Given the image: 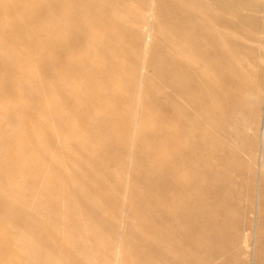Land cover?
<instances>
[{
    "label": "bare ground",
    "instance_id": "bare-ground-1",
    "mask_svg": "<svg viewBox=\"0 0 264 264\" xmlns=\"http://www.w3.org/2000/svg\"><path fill=\"white\" fill-rule=\"evenodd\" d=\"M99 2L106 9L101 19H97ZM112 5L121 8L120 3ZM169 5L160 31L166 49L156 50L148 63L138 59L136 52L129 56L122 52V68L107 64L111 53L96 43L98 34L113 30L107 22L118 19V14L110 11L111 3L72 0L67 10L63 3L58 6L57 12L68 15L69 20L53 22L46 33L41 63L44 73H50L48 56L60 55L67 47L59 43L62 30L73 34L69 46L86 43L91 49L82 60L71 53V60L78 63L66 70L81 78V87L54 83L48 89L71 106L84 107L85 111L78 112L77 124L82 131L90 126L87 138L92 141L105 140L110 134L117 137L113 127L98 120L96 109L117 104L130 107L123 116L114 114L122 121V155L110 156L104 148L94 166L110 176V165L124 171L132 162L146 183L138 185L131 180L125 187L122 177L116 176L114 194L105 196L109 187L96 177L94 166L85 164L93 159L88 145L70 140L71 120L50 112L47 115L54 119L59 135L51 141L50 129L45 128L48 148L42 147L43 157L35 161L33 171H26L30 159L21 157L27 144L5 155L14 173L24 171L34 181L41 177L48 187L65 191L52 196L33 186L30 192L40 193L47 208L39 201L34 212H29L26 207L31 203L24 202L21 195L25 191L19 185L13 181L0 185V195L19 198H5L1 204L0 264H264V174L259 178L260 172L253 173L237 152L249 160L256 149L264 153V143L261 146L244 133L249 129L255 134L262 117L264 123V107L260 114L264 97L261 84L249 85L252 80L244 68L248 61L239 54L241 47L234 35L241 21H222L228 28L223 32L203 19V7L194 11L185 1H170ZM84 11L92 14L91 21L81 16ZM144 37L147 40L149 34L141 36L136 31L132 40L137 43ZM121 42L114 37L103 41L106 46ZM96 55L105 63L102 71L92 70V56ZM258 76L264 81L261 67ZM108 85L126 90H113L107 97ZM262 89L264 92V83ZM235 113L250 120L244 121V132L236 124L235 133L226 130L234 125L231 115ZM144 123L150 126L147 133L137 128ZM175 125L176 133L170 130ZM70 160L83 169L65 170L63 166ZM41 169L53 170L60 180L45 179ZM89 178L97 182L94 187ZM78 183L81 188L73 191ZM249 214L256 215L258 223L249 218L242 222ZM61 215L66 222L58 218ZM253 231L257 235L252 243Z\"/></svg>",
    "mask_w": 264,
    "mask_h": 264
},
{
    "label": "rangeland",
    "instance_id": "rangeland-1",
    "mask_svg": "<svg viewBox=\"0 0 264 264\" xmlns=\"http://www.w3.org/2000/svg\"><path fill=\"white\" fill-rule=\"evenodd\" d=\"M86 1L88 2V0ZM170 1L177 3L185 1L194 11H199L198 9L203 7V14L201 15L203 19L212 21L214 28L223 32H227L228 30L227 27L222 25L224 21H234L235 19L241 21L239 32L233 35L241 47L240 56L248 61V66L244 68L248 70L250 79L252 80L249 85L253 83L255 85L261 84V95L264 97V92H262L264 81L258 76V68L261 67L264 70V0H102L103 3H111V7L113 6L112 2L121 4V8L114 6L110 9V11L118 14V19H111L107 22V27L113 30L110 32L108 30L104 31L97 36L96 43H102L107 54L111 53V58L107 60V64L114 63L122 68L124 66L121 62L122 52H125L128 56L136 52L138 59H142L145 63H148L155 55L156 50L164 51L166 43L165 40L163 41L160 31L163 28L162 24L170 9ZM60 3L65 4V9L67 10V6L72 3V0H0V185L8 181H13L15 185H19L25 191L21 195L24 202L27 200L29 204L31 203L30 206L26 207L29 212H34L36 204L39 201L41 202L40 193L30 192L33 186L41 188L45 192L48 191L52 196H57L65 190L48 187L41 182V177L34 181L32 178L27 177L24 171L22 173L21 171L20 173H14L12 171V162L8 161L5 152L11 150L19 151L22 144H27L28 150L23 151L21 157L30 159L31 163L28 165L26 171H33L37 167L35 161L38 162L43 157L42 147L48 148V145L44 143L45 128L50 129L47 133L48 136H51V141L56 140L55 137L59 135V132L54 127V119L47 115L51 112L55 116L61 115L64 119L69 118L71 120V134L73 136L70 135V140L84 146L88 145L90 157L93 159L87 161L85 164L93 167L95 161L99 159V150L108 149L110 156L122 155V148L120 146L121 137L124 136L122 121L120 118H114V114L117 113L123 116L130 111V107L119 104L117 106H104L96 109L98 120L107 122L113 127L117 137L110 134L105 140L92 141L87 138V130H89L90 126L82 131L77 124L80 118L78 112L85 111L84 107L71 106L57 92H52L48 89L54 83H63L72 88L81 87L83 85L81 78L77 75H69L66 70L74 68L78 63L75 60H71V53L78 60H82L89 55L91 49L86 43L79 47L69 46L68 43L73 38V34L69 30H62L59 43L67 47L60 55L48 56L47 64L51 67L50 73L49 75L44 73L41 63L44 56L42 48L47 36L46 33L53 22H67L69 20L68 15L57 12ZM98 6L97 19H101V15L106 9L101 2H99ZM81 16L88 22L92 19V14L88 11L82 12ZM136 31L141 36L149 34V37H147V40L144 37L145 40L143 39V41L133 42L132 37ZM110 37L121 40V44L119 46L104 45L103 41L110 39ZM98 57L97 55L92 56V60L94 61L92 70L102 71L105 69V63L100 61ZM152 65H154V62H152ZM143 68L144 71H149L146 64ZM119 78L120 80L124 79L121 76ZM152 78L153 82H156V78ZM114 88L111 85L107 86V91L105 92L107 97L113 93V90H116L117 93H124L126 90L122 87ZM245 99L248 100L250 97L245 95ZM263 107L264 99L260 110L261 115H263ZM12 112H14V116H11ZM231 119L234 125H228L226 130L233 133L236 130L235 124L238 127L240 126V130H242L244 128V121L250 122L249 119L244 120L243 116L238 113L232 114ZM261 119V122L257 125L258 128L255 134L249 129L245 132L243 129V132L252 136L256 143L258 142L262 146L264 143V138H262L264 123L263 117ZM92 122L90 120L91 125ZM163 125L166 127L168 123L164 122ZM137 128L143 133H147L150 130L148 123L137 124ZM170 130H173L175 133L179 131L176 125L172 126ZM56 132L57 134H55ZM64 138L66 139L67 137ZM237 152H239L241 159L253 173L260 172L258 174L260 175L259 178L264 174L263 152L260 153L258 149L252 151V160H249L239 150ZM63 167L68 171L83 169V166L78 165L75 160L67 161ZM127 167L128 169L123 171L116 165H110L108 168L111 173L110 176L106 174V171L95 166L93 167L96 177L104 179V185L109 187V189L104 191L105 196L114 194L112 186L114 184V177L116 176L122 177V183L125 187L131 180L138 185H145L146 182L142 178V171L135 169L132 162H129ZM41 170H43L42 177L45 179L60 180L53 170ZM234 177L235 180L240 178L236 174ZM255 180H259L258 177ZM88 182L93 187L97 183L94 178H89ZM256 182L258 183L259 181ZM80 188L81 184L77 185L73 191L78 192ZM15 196L9 195L8 197H3V195H0V208L5 198L10 200ZM75 196L83 200L82 196H78L77 194ZM41 207L47 208V205L41 202ZM58 218L62 222L67 221L64 215ZM248 218L252 223H258V218L254 214L246 215L245 219H242V222L245 223V220ZM41 221L43 220L41 219ZM253 233L250 239L252 243L257 235Z\"/></svg>",
    "mask_w": 264,
    "mask_h": 264
}]
</instances>
